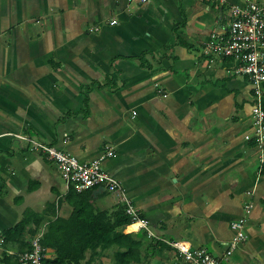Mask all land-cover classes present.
I'll use <instances>...</instances> for the list:
<instances>
[{
    "label": "crops",
    "instance_id": "crops-1",
    "mask_svg": "<svg viewBox=\"0 0 264 264\" xmlns=\"http://www.w3.org/2000/svg\"><path fill=\"white\" fill-rule=\"evenodd\" d=\"M248 2L264 5L0 0V264L74 206L108 214L120 206L102 187L67 189L55 165L16 135L80 162L102 157L149 222L152 237L124 229L142 234L144 248L184 241L221 257L230 223L252 200L244 242L222 264H264V165L258 174L255 142L245 138L254 130L252 85L231 59L201 53L211 33H226L232 7ZM262 99L264 108V87ZM20 222L18 240L5 241ZM113 253L99 262L114 264ZM150 263L183 264L171 248Z\"/></svg>",
    "mask_w": 264,
    "mask_h": 264
},
{
    "label": "built area",
    "instance_id": "built-area-1",
    "mask_svg": "<svg viewBox=\"0 0 264 264\" xmlns=\"http://www.w3.org/2000/svg\"><path fill=\"white\" fill-rule=\"evenodd\" d=\"M128 3L144 5L148 0H127ZM111 24H114L111 23ZM94 30H98L97 28ZM201 53L204 57H220L231 59L236 66L233 73L247 78L253 89V104L251 109L253 134L246 140L253 139L257 150L258 174L264 165V5L248 2L244 6L232 7V19L225 34L211 33L203 45ZM212 60H210L211 62ZM18 140L27 143L31 150L41 153L57 168L67 189L82 193L96 187H104L114 196L118 205L122 206L125 215L130 219V225L137 231H143L153 236L149 222L141 218L138 209L126 195L120 181L107 174L102 167V157L88 162H80L73 155L58 150L44 142L31 139L26 135H16ZM113 156L112 153L108 154ZM253 207L248 200L242 211V216L230 223L233 236L226 251L221 257L212 256L205 248L193 249L184 241H165L178 256L183 264H222L244 242L246 222ZM43 231L29 243L30 249L19 255V264H44L45 249L40 240Z\"/></svg>",
    "mask_w": 264,
    "mask_h": 264
},
{
    "label": "trees",
    "instance_id": "trees-1",
    "mask_svg": "<svg viewBox=\"0 0 264 264\" xmlns=\"http://www.w3.org/2000/svg\"><path fill=\"white\" fill-rule=\"evenodd\" d=\"M129 225L130 219L125 215L122 206L111 214L94 211L88 203L74 206L68 219L51 222L43 232L41 246L44 249H53L55 255L51 260L45 258L43 263L101 264V252L113 249L114 264H151L155 250L164 251L171 248L160 241H154L144 248L142 234L124 233V229ZM23 228L24 223H18L6 232L5 241L18 240ZM29 249L30 246L21 253ZM6 260L12 259L7 257ZM12 264H19V256L13 258Z\"/></svg>",
    "mask_w": 264,
    "mask_h": 264
},
{
    "label": "rangeland",
    "instance_id": "rangeland-1",
    "mask_svg": "<svg viewBox=\"0 0 264 264\" xmlns=\"http://www.w3.org/2000/svg\"><path fill=\"white\" fill-rule=\"evenodd\" d=\"M60 180L64 183L63 179L60 177ZM65 184V183H64Z\"/></svg>",
    "mask_w": 264,
    "mask_h": 264
},
{
    "label": "water",
    "instance_id": "water-1",
    "mask_svg": "<svg viewBox=\"0 0 264 264\" xmlns=\"http://www.w3.org/2000/svg\"><path fill=\"white\" fill-rule=\"evenodd\" d=\"M102 189H104V187H102Z\"/></svg>",
    "mask_w": 264,
    "mask_h": 264
},
{
    "label": "bare ground",
    "instance_id": "bare-ground-1",
    "mask_svg": "<svg viewBox=\"0 0 264 264\" xmlns=\"http://www.w3.org/2000/svg\"><path fill=\"white\" fill-rule=\"evenodd\" d=\"M133 228V227H132Z\"/></svg>",
    "mask_w": 264,
    "mask_h": 264
}]
</instances>
